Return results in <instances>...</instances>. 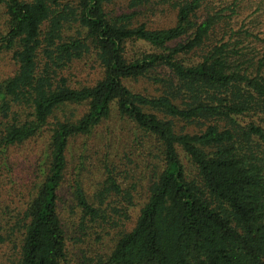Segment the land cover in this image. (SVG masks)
<instances>
[{
	"label": "trees",
	"instance_id": "1",
	"mask_svg": "<svg viewBox=\"0 0 264 264\" xmlns=\"http://www.w3.org/2000/svg\"><path fill=\"white\" fill-rule=\"evenodd\" d=\"M0 8V63L15 65L0 78V156L44 143L39 182L14 218H0L10 264H264V0ZM88 64L93 78L78 74ZM140 79L156 93L133 89ZM118 120L155 157L135 211V184L122 185L114 162L88 190L69 161L77 139ZM111 218L125 219L111 249L73 261L70 229H106Z\"/></svg>",
	"mask_w": 264,
	"mask_h": 264
},
{
	"label": "rangeland",
	"instance_id": "2",
	"mask_svg": "<svg viewBox=\"0 0 264 264\" xmlns=\"http://www.w3.org/2000/svg\"><path fill=\"white\" fill-rule=\"evenodd\" d=\"M171 14H158V16L152 17L151 20L161 25H169L172 18ZM244 15L245 13H243ZM4 20V12L0 8V30L5 27ZM82 68L84 69L78 74L83 77L93 78L97 74L93 65L88 64ZM14 69L13 62L5 56L0 63V78L3 79L10 75ZM129 84L135 90L156 93L155 86L144 79L131 81ZM131 129L129 123H123L119 120L101 124L92 136L77 139L76 143L81 144V151L80 145L75 146L69 161L72 167H77L75 172L80 174L83 185L88 190L94 187L102 177L105 160L114 162L118 166V175L122 174V185L135 184V207L133 208L135 211L145 200V191L140 190L143 189V185L151 176L152 163L155 162V157L153 152L148 151V148L137 150L132 143L130 144ZM82 142H85V144H82ZM43 144L42 139H36V142H26L11 147L4 156H0V218L4 221H7L8 218H14L15 214L23 207L33 185L37 181L39 182L40 169L38 164L41 160ZM80 162H82L81 166L79 165ZM185 164L188 167L187 171L193 173V168L189 166V163L185 162ZM70 169L69 164L68 172ZM67 183L66 179L64 185ZM61 192L64 196L70 198L64 187ZM64 202V207L71 203L67 202L66 199H64ZM77 219L72 218V221L75 222ZM133 219L130 218V220ZM124 220V218H111V222L108 223L106 229L86 226L81 230L76 226L72 227L70 237H68L71 259L79 263L84 256H96L109 251L114 243L111 238H115L123 230V226L117 225V223H122ZM13 253L12 243L5 242L0 245V263L10 264L14 257Z\"/></svg>",
	"mask_w": 264,
	"mask_h": 264
}]
</instances>
